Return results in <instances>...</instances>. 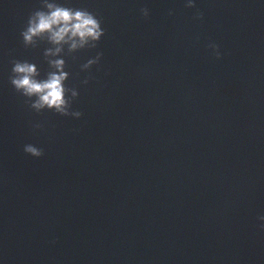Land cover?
Here are the masks:
<instances>
[{"label": "water", "instance_id": "1", "mask_svg": "<svg viewBox=\"0 0 264 264\" xmlns=\"http://www.w3.org/2000/svg\"><path fill=\"white\" fill-rule=\"evenodd\" d=\"M56 2L106 34L64 57L81 118L37 114L9 76L49 70L21 37L42 0H0V264H219L264 206V0Z\"/></svg>", "mask_w": 264, "mask_h": 264}, {"label": "clouds", "instance_id": "2", "mask_svg": "<svg viewBox=\"0 0 264 264\" xmlns=\"http://www.w3.org/2000/svg\"><path fill=\"white\" fill-rule=\"evenodd\" d=\"M186 8H195V0H186ZM140 14L144 19L150 16V10L143 7ZM169 11V15H172ZM194 19L202 20L203 13L197 9ZM102 19L95 12L87 8H74L64 4L42 0V7L33 11L25 27L21 31L24 46L37 48L41 42L52 45L44 50V59L49 70L41 77L40 69L35 63L28 60H13L9 82L19 95L25 98V104L35 113L44 111L54 112L60 116L81 118L82 112L73 110V102L79 93L75 87L66 85L70 73L65 69L68 67L65 56L85 49L97 48L101 38L105 36L106 30L102 27ZM65 46L67 52L65 53ZM216 59L221 58L220 46L215 42L208 44ZM64 53V55H60ZM102 52H97L94 58H90L81 65L82 71H89L93 65L100 62ZM56 57V58H53ZM75 58V57H73ZM91 76L82 81L88 84ZM33 130L44 127L42 123H34ZM25 154L34 158L44 155V149L31 143L23 146ZM264 221V216L259 217ZM264 229V223L260 225Z\"/></svg>", "mask_w": 264, "mask_h": 264}]
</instances>
